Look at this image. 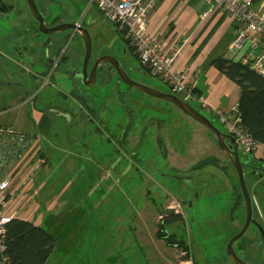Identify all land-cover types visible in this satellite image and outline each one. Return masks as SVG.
<instances>
[{"label": "rangeland", "instance_id": "1", "mask_svg": "<svg viewBox=\"0 0 264 264\" xmlns=\"http://www.w3.org/2000/svg\"><path fill=\"white\" fill-rule=\"evenodd\" d=\"M1 1L10 6L0 9L1 77L4 70L11 74L10 81L30 78L23 68L27 63L24 46L42 51L46 41L59 37L64 48L69 47L68 54L80 50L70 63V70L76 69V82L62 85L68 91L74 86L76 99L74 95L60 97L55 88L43 85L51 73L54 78L61 76L59 68L50 71L35 89L38 106L49 98L69 109L63 116L57 115L53 135L39 143L50 155L49 169L34 171L36 183L46 182L49 200L56 186L65 192L62 208L41 211L42 225L56 238L49 264H234L227 253L228 244L245 224L246 204L236 206L237 194L242 191L238 172L219 148L215 133L173 103L127 85L108 63L99 67L96 83L86 86L82 74L86 49L81 34L73 29L42 33L27 0ZM36 1L49 26L80 23L88 30L92 39L89 70L99 58L111 55L134 81L172 92L163 79L141 65L130 41L126 44L117 26L88 0ZM38 68L42 66L34 65V72ZM9 92L19 89L2 85L1 103L7 101ZM189 102L220 130L228 131L227 124L197 100ZM16 112L8 114L6 120ZM24 119L33 123L26 112ZM238 151L253 198L254 217H261L264 196L254 195L250 182L252 155L240 148ZM169 153L184 161L176 156L174 164L166 159ZM213 158L218 164L208 162ZM201 161L206 164L195 168ZM168 205L183 211V218L166 228L185 241L189 256L156 236L158 224L173 210ZM260 219L264 223V218ZM258 234L261 230L251 223L243 235L248 239L246 248L241 251L238 243L234 244L238 256L248 264H264V243Z\"/></svg>", "mask_w": 264, "mask_h": 264}, {"label": "crops", "instance_id": "2", "mask_svg": "<svg viewBox=\"0 0 264 264\" xmlns=\"http://www.w3.org/2000/svg\"><path fill=\"white\" fill-rule=\"evenodd\" d=\"M251 1L253 8L260 15L264 16V0ZM235 27V23L226 11L220 9L209 10L207 0H160L148 17L149 32L161 39L165 44L166 51L169 52L174 43H177L181 47L180 54L175 62V69L186 68L189 70L192 75L193 93L197 101L218 119L216 111L221 110L230 116L233 105L238 102L240 97L239 86L221 73L212 63L214 59L219 57L234 60L240 59L243 52L234 53L232 49ZM47 47L48 54L46 52ZM64 47V41L59 39V37L54 38L53 41H46L42 51L36 47L30 48L24 46L26 50L24 60L26 59L27 63L23 68L26 72L30 73V78L24 81L17 77V80L10 81L8 79H12L11 74L6 73L4 70H2L4 78L0 76V89L2 85L11 87L13 90L19 89V92H9L6 94L7 101L5 103H1L0 101V119H4L3 122L0 121V125L14 127L18 130L34 134L36 138L32 145V150L39 151L46 158L47 162L42 167L47 170L49 169L50 155L39 147V143L42 138L46 140V138L53 135L57 115L63 116V113H69V109L50 102L49 98H44L42 106H38L37 103L40 100L38 93L34 98H31V95L36 92L35 89L38 85L41 86V80L45 79L50 71L53 70L55 72L59 68L61 76L54 78V74L51 73L43 85L49 84L55 88L56 95L60 97L68 99L71 95L76 96L74 86L68 91L62 85L67 82H72L74 85L76 82V69L71 71L70 63L76 60L80 50L75 49L74 52L68 54L69 47ZM133 54L135 55V53ZM34 65H41L42 68H38L34 72ZM67 77H70L69 81H66L67 79L65 78ZM80 104L82 106V102ZM89 110V114H92L91 107ZM15 111H17L15 115L11 119L6 120L7 115ZM25 112L33 120L32 124L25 123ZM90 121L92 120L90 119ZM226 133H230L229 126ZM130 139H125L127 144H129ZM176 156L180 155L169 153L166 159L172 160L175 164L173 157ZM179 159L180 162L184 161L181 157ZM251 160L253 162L250 163L249 168L251 172L250 182L254 189V195L256 193V195L260 194L264 196V145L258 150L256 155H252ZM259 171L262 173L259 174ZM68 186H70V183ZM33 187L38 191L34 198L36 207L24 219L30 220L37 225H42V209L52 210L59 206L62 208L65 204V192H60L56 186L52 192V199L49 200V194L45 191L46 182L39 181L36 183L34 179ZM260 206V215L264 218V201ZM167 208H173L172 211H175V213H183L182 209H178L172 205H168ZM261 217L254 218L264 227V223L260 219ZM258 235L261 236L260 234ZM262 248L264 251V245ZM52 253L46 264H49ZM257 259L261 260L260 257H257ZM178 264L185 263L184 261H179Z\"/></svg>", "mask_w": 264, "mask_h": 264}, {"label": "built area", "instance_id": "3", "mask_svg": "<svg viewBox=\"0 0 264 264\" xmlns=\"http://www.w3.org/2000/svg\"><path fill=\"white\" fill-rule=\"evenodd\" d=\"M159 1L88 0L90 6L95 5L124 33L144 68L163 79L172 93L183 100H197L189 70L175 69L181 47L174 43L169 52L166 51L161 39L148 30L149 14ZM207 1L209 10H224L235 23L232 49L234 53L243 52L239 60L264 76V16L253 8L251 0ZM37 93H33L31 98ZM216 114L229 126L239 148L256 155L263 145L243 127L239 103L233 105L230 116L221 110ZM35 138L34 134L0 125V264H12L4 253L7 224L13 218H27L36 207L34 198L38 191L33 187L34 171L47 161L39 151L32 150Z\"/></svg>", "mask_w": 264, "mask_h": 264}, {"label": "trees", "instance_id": "4", "mask_svg": "<svg viewBox=\"0 0 264 264\" xmlns=\"http://www.w3.org/2000/svg\"><path fill=\"white\" fill-rule=\"evenodd\" d=\"M9 7L0 0L1 10H6ZM119 32L128 44L129 40L125 38L124 33ZM131 51L134 52L133 49ZM135 56L137 57L136 54ZM212 63L221 73L239 86L240 97L238 103L242 125L255 141L264 145V76L254 71L249 64H244L240 60L219 57L214 59ZM111 69L114 68L111 66ZM208 162L218 164L214 158L208 160ZM204 164L206 162L201 161L195 168H201ZM237 195L236 206L237 203L244 202L242 191L238 192ZM182 218L183 215L170 210L168 215H164L158 224L156 236L163 239L169 246L182 248L189 256V248L185 241L178 239L175 233H170L166 228V225H171ZM243 238L242 236L236 241L240 250L246 248L244 243L248 239ZM55 243V236L44 226L37 225L30 220L13 218L7 224L4 253L12 264H46L53 252Z\"/></svg>", "mask_w": 264, "mask_h": 264}, {"label": "water", "instance_id": "5", "mask_svg": "<svg viewBox=\"0 0 264 264\" xmlns=\"http://www.w3.org/2000/svg\"><path fill=\"white\" fill-rule=\"evenodd\" d=\"M27 3H28L32 16L38 22L39 31H41L42 33L53 34V33L61 32L64 30L73 29L74 31H77L81 34L84 40L85 49H86L83 68H82L83 80L86 86H91L96 83L97 71L99 67L105 63H108L117 72L119 78L123 80L127 85L133 88H136L140 91H143L151 96H154V97H157V98L173 103L184 114L200 122L206 128H208L213 133H215L217 140H218L219 148L221 149L222 153L224 154L226 159L229 161V163L233 165L238 172L240 186H241L242 194L244 196V202L246 204L245 224L243 228L241 229V231L235 237H233L231 241L229 242L227 253H228L229 258L234 264H248L244 259L238 256V254L236 253L234 249V244L237 240H239L245 234V232L247 231L251 223H254L261 230L262 234L264 232H263V227L260 224V222H258L253 217L254 207H253L252 197L247 187L244 164L240 158V154L238 151L239 146H238L236 138L232 134L226 133L220 130L207 116L202 114L190 102L183 100L178 95L171 93V92L170 93L162 92V91L156 90L154 88H151L149 86H146V85H143L141 83L134 81L128 75L127 71L120 64V62L111 55H105L99 58L95 62L93 67L89 70L88 65H89L91 55H92V39H91V36L88 30L83 28L81 25L72 24V23H60L57 25L49 26L46 23L43 13L38 8L37 1L27 0Z\"/></svg>", "mask_w": 264, "mask_h": 264}, {"label": "flooded vegetation", "instance_id": "6", "mask_svg": "<svg viewBox=\"0 0 264 264\" xmlns=\"http://www.w3.org/2000/svg\"><path fill=\"white\" fill-rule=\"evenodd\" d=\"M261 236H260V241H261V243H263V241H264V233L262 234H260Z\"/></svg>", "mask_w": 264, "mask_h": 264}]
</instances>
